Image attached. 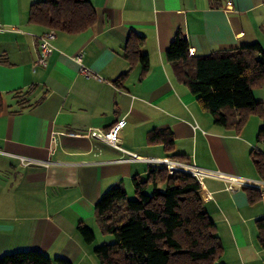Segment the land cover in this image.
<instances>
[{
    "label": "crops",
    "instance_id": "crops-1",
    "mask_svg": "<svg viewBox=\"0 0 264 264\" xmlns=\"http://www.w3.org/2000/svg\"><path fill=\"white\" fill-rule=\"evenodd\" d=\"M34 1L0 0V255L36 249L72 264H100L96 244L85 243L76 225L98 228L94 206L101 194L117 183L131 189L134 176L158 164L152 160L169 157L264 180L250 157L253 148L264 154V131L257 140L264 79L252 89L261 109L235 130L214 123L165 58L177 31L192 55L253 41L264 49V0H90L95 22L76 34L57 32L45 66L35 63L43 31L28 21ZM130 36L143 38L145 71L123 55ZM81 65L94 76L80 73ZM120 118L126 123L119 145L136 160L120 161L116 148L80 135L107 130ZM160 127L173 132L170 152L147 141L149 130ZM21 157L33 162L23 165ZM198 181L222 243L216 264H264L254 224L264 216V185L250 201L247 186L230 190L219 177Z\"/></svg>",
    "mask_w": 264,
    "mask_h": 264
},
{
    "label": "trees",
    "instance_id": "trees-1",
    "mask_svg": "<svg viewBox=\"0 0 264 264\" xmlns=\"http://www.w3.org/2000/svg\"><path fill=\"white\" fill-rule=\"evenodd\" d=\"M90 0H37L29 8L28 21L41 31L76 34L95 22ZM141 36H130L124 57L136 59L145 71L148 57L140 52ZM176 77L196 96L215 124L238 130L246 117L261 109L253 88L264 79V49L256 41L208 55H192L181 31H177L165 51ZM123 76V75H122ZM120 76V78L122 77ZM117 82V81H116ZM19 93L18 98H19ZM264 127L259 129L261 141ZM173 132L169 127L152 128L148 143L161 142L172 151ZM251 160L264 179V154L250 151ZM133 197L128 198L122 183L105 190L94 206V218L102 233L114 240L93 246L100 264H216L222 243L215 223L199 195L200 182L188 172L170 173L162 165L149 166L143 177L132 178ZM250 201L260 196L258 189L244 187ZM258 245L264 248V216L254 222ZM76 230L92 244L94 231L79 222ZM0 264H72L62 257L50 258L36 249L0 255Z\"/></svg>",
    "mask_w": 264,
    "mask_h": 264
},
{
    "label": "built area",
    "instance_id": "built-area-1",
    "mask_svg": "<svg viewBox=\"0 0 264 264\" xmlns=\"http://www.w3.org/2000/svg\"><path fill=\"white\" fill-rule=\"evenodd\" d=\"M55 35L56 33L54 30H47L42 32L38 36L39 51L35 61L36 65H42V66L46 65L47 58L53 50L52 41L54 40ZM74 58L80 64L82 58V52L79 51ZM80 73L84 74L85 76H94V74H92L88 69H86L82 65L80 67ZM125 123H126L125 119L120 118L107 130H101L98 128H88L84 133H81L80 135L86 138L97 139L111 147L116 148L121 152V156L119 158L120 161L136 160L138 159V155L136 153L130 152L129 150H126L119 145V137H118L119 131L122 129ZM55 133L56 132H53V135H55ZM20 159L23 165H27L33 162L30 158H26V157H21ZM152 161L164 166L165 168H167V170L170 173H172L175 170H180L190 173L198 180L201 176L219 177L227 183V188L230 190L233 188L234 185L249 186L256 189L264 185V180H243L242 178H237L232 175H226L220 171L202 170L201 168H198L196 166L169 157H164Z\"/></svg>",
    "mask_w": 264,
    "mask_h": 264
},
{
    "label": "rangeland",
    "instance_id": "rangeland-1",
    "mask_svg": "<svg viewBox=\"0 0 264 264\" xmlns=\"http://www.w3.org/2000/svg\"><path fill=\"white\" fill-rule=\"evenodd\" d=\"M130 186L132 187L131 189H126V187H125V190H126V193H127L128 198H132L133 197V193H134L132 183H130ZM94 232H95V240H94V243L96 245L97 244H101L103 242H111V241L114 240V237L111 234L102 233V231H101L100 228H94Z\"/></svg>",
    "mask_w": 264,
    "mask_h": 264
}]
</instances>
